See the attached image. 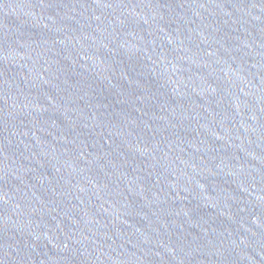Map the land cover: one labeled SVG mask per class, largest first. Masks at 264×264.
<instances>
[{
	"label": "water",
	"instance_id": "95a60500",
	"mask_svg": "<svg viewBox=\"0 0 264 264\" xmlns=\"http://www.w3.org/2000/svg\"><path fill=\"white\" fill-rule=\"evenodd\" d=\"M0 264H264V0H0Z\"/></svg>",
	"mask_w": 264,
	"mask_h": 264
}]
</instances>
